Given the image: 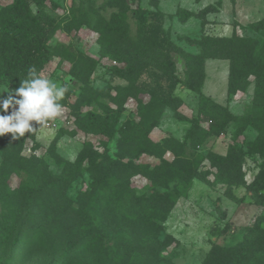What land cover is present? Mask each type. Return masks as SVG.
Masks as SVG:
<instances>
[{
	"label": "trees",
	"instance_id": "obj_1",
	"mask_svg": "<svg viewBox=\"0 0 264 264\" xmlns=\"http://www.w3.org/2000/svg\"><path fill=\"white\" fill-rule=\"evenodd\" d=\"M141 2L108 0L100 6L79 2L61 18L47 11V3L57 7L54 0H11L0 6V89L15 93L21 81L29 78V69L34 67L41 75L54 58L70 62L71 75L80 84L75 103L70 102L71 90L61 101L63 108L71 109L74 129H60L48 149L61 168L59 174L45 159L23 155L26 140H34L37 132L25 133L18 140L5 134L0 140V208L5 205L8 212L4 218L0 212V264H174L160 256L170 246L168 240L177 241L170 234L161 239L164 224L179 200L187 196L191 183L199 180L210 186L212 175L215 183L225 187L227 199L243 203L245 197L235 193L243 187L251 202L264 208V19L247 25L235 22L230 36H215L206 32L208 15L215 7L199 13L179 7L169 18L181 23L197 18L202 28L200 38H184L198 49L190 53L177 46L165 29L160 0H150L153 11L142 8ZM106 7L115 9L109 18L102 14ZM129 15L137 22L135 37ZM84 27L98 34L101 57L124 65L110 68L118 83L95 88L92 77L99 60L72 45L50 44L58 32L71 34ZM175 54L185 63L183 80L176 73ZM208 60L229 61L228 99L246 92L254 78L250 111L237 115L203 93ZM179 84L199 96L197 116L180 111L184 101L174 95ZM7 96L0 90V97ZM129 100L137 104L136 117H125ZM167 109L175 119L189 124L182 140L151 137ZM250 128L257 136L244 149L237 138ZM229 130L235 139L225 154L201 150ZM80 132L101 136L104 150L87 141L74 161L65 159L57 152L58 142L65 136L76 138ZM116 138L117 152L112 155L110 144ZM38 148L35 143V151ZM143 155L159 163H137ZM256 156L262 162L248 183L247 158ZM84 173L90 176L91 188L74 202L68 190ZM14 175L24 179L12 190ZM137 177L151 183L150 195L134 186ZM263 220L264 216L258 217L234 246L212 244L203 264H264Z\"/></svg>",
	"mask_w": 264,
	"mask_h": 264
},
{
	"label": "rangeland",
	"instance_id": "obj_2",
	"mask_svg": "<svg viewBox=\"0 0 264 264\" xmlns=\"http://www.w3.org/2000/svg\"><path fill=\"white\" fill-rule=\"evenodd\" d=\"M93 1L97 6L103 5L108 0H54L57 7L53 4L47 3V11L57 18L63 17L68 13V10L73 5H78L79 2ZM11 0H0V6L10 4ZM141 7L146 10H154L150 5V0H142ZM209 5L219 8L217 13H212L208 16L210 19L209 25L206 27V32L211 35H228L233 31L234 22H236V10L241 5L249 10L245 11L248 16L242 18L244 24L262 18L264 15V1L262 0H243L237 3L234 0H204L202 3H197L195 0H162L163 12L166 14L164 27L169 31L173 42L181 47L183 50L190 53H198L196 47L191 46L184 38L198 39L202 34L200 20L193 18L186 23H181L177 18H169L170 14H174L178 7L187 9L189 11L197 12ZM34 10L35 7H33ZM200 11V10H199ZM198 11V12H199ZM241 11V10H240ZM115 9L106 7L102 14L109 18ZM261 12V15H258ZM250 14V16H249ZM252 14V16H251ZM209 21V20H208ZM129 23L132 28V34L136 36L137 22L129 15ZM230 26V27H229ZM239 33L254 36L251 31H242ZM72 45L75 49L97 59L100 65L92 77V84L95 88L104 87L113 82L118 83L114 79L110 68L113 66L124 67V65H116L109 58H103L100 55V46L98 45V34L91 29L84 27L79 31L66 34L58 32L55 37L50 41L52 46L57 44ZM176 61V73L181 80L185 77V63L178 55H174ZM71 63L62 61L60 58H54L44 69L41 76L49 78L59 85L67 86L72 91L70 102L75 103L80 94V84L71 75ZM228 74H229V61L227 60H208L206 63V81L203 87V93L212 98L215 102L223 106H229V109L237 114L244 115L250 111L253 100L255 98V82L251 77L252 82L246 92H238L231 99H228ZM147 79L145 75L142 81ZM165 84V82H163ZM1 92L9 95L14 94L6 87H2ZM7 91V92H6ZM174 95L180 97L184 101L183 107L180 109L182 113L189 117L197 116L199 113V96L186 89L182 84H179L174 91ZM145 101L149 97H144ZM91 108H85L86 112ZM137 116V104L133 100H129L126 105L125 117L131 118ZM35 124L37 122L33 121ZM48 123L50 124L48 126ZM40 131L36 133L35 139H27L23 155L29 157L37 155L47 161L51 170L59 174L61 168L54 162L49 153V147L54 140L56 134L60 129L72 130L74 129V117L71 116L70 108H63L62 114L54 119L48 121ZM38 128L41 125L37 124ZM189 124L178 121L174 118L173 112L170 109L166 110V114L162 121L161 126L156 129L151 137L155 141H161L168 136H174L178 139H183ZM257 136L254 129H247L242 135L237 138V143L245 149L249 141H253ZM3 136H0V140ZM235 135L232 130L220 138H212L201 149L204 153L215 151L220 154H225L228 146L234 141ZM101 136L89 135L80 132L76 138L68 136L63 137L57 145V152L67 160L74 161L81 150L83 144L87 141L93 143L96 148L101 152L104 150L101 146ZM35 143H39L40 148L36 151L34 149ZM117 138L110 144V153L112 155L117 152ZM168 158H171L168 156ZM137 163L150 164L152 166L159 163L158 160L147 155L141 156L136 160ZM262 159L256 156L255 159L247 158L245 170L247 172V182H252L258 173V165L261 164ZM1 163V157H0ZM205 169H210L208 163L205 164ZM23 175H14L10 182L11 189H16L23 181ZM212 185H207L199 180H194L189 186L188 194L186 197L179 200L174 211L171 213L168 221L164 224V232L161 239L165 235H172L177 241H171L170 246L160 253V256L174 264H203L206 256L208 255L212 244H218L224 247L234 246L242 241L246 228L252 226L260 216H264V208L256 206L250 198L249 193L243 187L235 190L238 197H245L243 203L236 204L227 199L224 195L225 187L221 184L215 183V177L210 176ZM91 179L87 173L74 182L68 190V196L74 202H77L78 196L85 193L91 188ZM133 184L138 188L141 194L145 193L150 195L153 191L151 183L141 177L133 180ZM5 205L1 206V216L4 218L8 215ZM264 227V220L262 222ZM20 264H33L26 261ZM37 264V263H34Z\"/></svg>",
	"mask_w": 264,
	"mask_h": 264
},
{
	"label": "clouds",
	"instance_id": "obj_3",
	"mask_svg": "<svg viewBox=\"0 0 264 264\" xmlns=\"http://www.w3.org/2000/svg\"><path fill=\"white\" fill-rule=\"evenodd\" d=\"M68 91L67 86L42 77L34 67L29 69V78L21 81L14 94L0 97V112L13 109L10 114H0V136L12 134V139L18 140L25 133L40 131L48 121L62 114L61 101ZM33 121L41 127L34 126Z\"/></svg>",
	"mask_w": 264,
	"mask_h": 264
},
{
	"label": "crops",
	"instance_id": "obj_4",
	"mask_svg": "<svg viewBox=\"0 0 264 264\" xmlns=\"http://www.w3.org/2000/svg\"><path fill=\"white\" fill-rule=\"evenodd\" d=\"M202 1H204V0H202ZM202 1L200 2V4L202 3ZM233 1V0H232ZM237 2V3H239V2H243V0H234V2ZM250 1H252V0H250ZM262 1H264V0H262ZM209 6H212V5H209ZM180 7V6H179ZM178 7V8H179ZM213 7H214V5H213ZM203 8V7H202ZM202 8L201 9H199L200 11L202 10ZM206 8V7H205ZM216 8V7H215ZM160 9L163 11V6H162V0H160ZM238 10H236V18H235V20H236V22L237 23H240L241 25H247V24H249V23H247V24H244V22H243V20H242V18H243V16L244 17H247L248 16V14L247 13H249L248 11V9H247V7L246 8H244L243 6H239L238 8H237ZM198 10V11H199ZM218 10H219V8H216V10H214V12H212V13H217L218 12ZM241 10V11H240ZM177 11V10H176ZM195 12V13H199V12ZM245 11H247V13L245 12ZM193 12V11H192ZM176 13V12H175ZM174 13V14H175ZM212 13H210V14H212ZM259 14L258 15H261V12H258ZM209 14V15H210ZM208 15V16H209ZM264 15V14H263ZM249 16H250V14H249ZM251 16H252V14H251ZM261 19H264V16L262 17V18H259V19H257V20H255V21H259V20H261ZM208 20H209V22H210V19L208 18ZM255 21H252V22H255ZM235 23V22H234ZM251 23V22H250ZM230 27V26H229ZM231 34H232V32H231ZM230 33L228 34V35H225V36H230L231 35ZM215 36H222V35H216L215 34ZM174 211V210H173Z\"/></svg>",
	"mask_w": 264,
	"mask_h": 264
},
{
	"label": "built area",
	"instance_id": "obj_5",
	"mask_svg": "<svg viewBox=\"0 0 264 264\" xmlns=\"http://www.w3.org/2000/svg\"><path fill=\"white\" fill-rule=\"evenodd\" d=\"M50 124L48 123V126H49Z\"/></svg>",
	"mask_w": 264,
	"mask_h": 264
}]
</instances>
